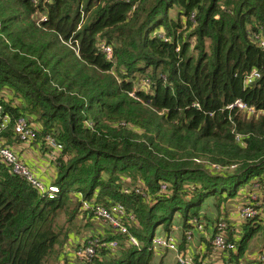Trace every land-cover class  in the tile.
I'll return each mask as SVG.
<instances>
[{
    "label": "trees",
    "instance_id": "16d2710c",
    "mask_svg": "<svg viewBox=\"0 0 264 264\" xmlns=\"http://www.w3.org/2000/svg\"><path fill=\"white\" fill-rule=\"evenodd\" d=\"M263 33L264 0H0V91L18 103L0 98L12 118L1 137L21 143L14 127L26 117L37 141L51 135L63 147L52 201L0 159V264H59L72 236L98 220L86 202L124 205L142 245L105 225L107 235L82 240L119 248L86 264H155L157 227L180 236L183 253L195 223L231 230L236 196L242 207L256 194L264 202ZM253 71L260 78L246 85ZM238 100L255 114L230 108ZM135 184L145 196L124 194ZM241 225L233 263L264 238V219ZM205 245L211 252L212 238Z\"/></svg>",
    "mask_w": 264,
    "mask_h": 264
},
{
    "label": "built area",
    "instance_id": "2783aa9c",
    "mask_svg": "<svg viewBox=\"0 0 264 264\" xmlns=\"http://www.w3.org/2000/svg\"><path fill=\"white\" fill-rule=\"evenodd\" d=\"M260 47H264V33L258 39ZM99 48L101 52L107 57L109 61L114 58V49L106 40H101L99 43ZM260 78L257 71H253L246 81V85H251L256 79ZM145 85L149 84L147 80L144 82ZM230 108H238L242 111L248 112L250 115L255 114V109L247 106L242 101H236ZM12 123L11 115L5 112L4 106L0 103V159L3 160L6 165H8L15 176L24 179L32 188L36 189L40 194L44 196L47 200L57 199L61 190L56 185H47L39 177L37 173L29 167L18 155V153L7 144L6 139L1 137L2 133L8 129ZM14 131L21 143H32L37 141V128L26 117H20L14 127ZM45 145L48 149H52L60 153L63 149L62 145L58 143L53 136L47 135L44 139ZM257 186V185H255ZM258 187V186H257ZM161 190L166 192L168 186L164 183L161 184ZM124 194L128 195L131 193L141 194L145 196V191L143 186H132L126 187L123 190ZM260 198L259 194L253 195L251 197V202H248L245 206L240 209L239 221L241 223H247L250 221H259L264 219V202ZM84 212H93L94 215L100 220L104 225L110 227L115 235H122L126 238L127 245L139 248L142 246L136 237L131 235L129 226L131 224H136V216L133 213H128L125 206L120 203H115L111 206L105 205H92L90 203H84ZM260 218V219H259ZM194 231L201 234L206 233L207 226L205 223H195ZM218 233L213 234L212 245L214 249L221 253H238V231L232 225L231 230L226 222L222 221L217 224ZM194 231H189L186 234V239L191 241L194 239ZM234 232L236 234V240L232 241L229 238V234ZM153 248L156 252L172 251L177 254L176 263L177 264H197L194 257L189 253H181L179 251V239L175 234L170 236H155L152 240ZM108 246L111 249H118L119 242L113 240L107 245L102 243L100 239L87 240L83 246L77 247V249L72 253L73 256L70 259L69 255L63 256L59 264H86L92 260L98 251L102 248ZM203 264H264V252L259 254V256L253 262H240L233 263L230 258L227 261L219 263H203Z\"/></svg>",
    "mask_w": 264,
    "mask_h": 264
},
{
    "label": "crops",
    "instance_id": "0c3cea01",
    "mask_svg": "<svg viewBox=\"0 0 264 264\" xmlns=\"http://www.w3.org/2000/svg\"><path fill=\"white\" fill-rule=\"evenodd\" d=\"M0 98H4L5 101L7 102L11 101V102H14V104H18L16 102V97H14L13 93L8 89L0 91ZM10 146L18 153L21 159L37 173V176L39 177V179H41L47 185H53V183L57 179V165L54 160L56 159L58 152L53 151L52 149H48V147L45 145L44 141L42 140L41 142L37 141V142H32V143H16ZM92 221H97V220L94 218L90 219V222L88 225L89 227L87 230H85L86 233L92 234L93 232L95 235H102V236L107 235V231L109 230L107 227H105L104 224H102L103 226L102 230H99L96 232L92 231L91 229ZM236 228L237 227H235V229ZM157 233L161 234L162 236L166 235L165 232L163 231L157 232ZM177 237L179 239V251L182 252L181 247L183 246L185 241H183V239H181L180 236L177 235ZM212 237H213V234L212 232L210 234V230L208 229V227L206 229V233L204 234L194 231V239H192L191 241H188L186 239L187 241V245H186L187 250H185L186 253H189L192 256L193 255L202 256L201 259L205 263H219V262L227 261V259L230 258L229 254L221 253L215 250L214 248H211L210 250L211 252L207 251L208 249H206L205 244L206 242L210 241ZM72 238L73 239L69 243H71L73 246L78 247L79 242H82V237H80L79 235L75 237L73 235ZM260 246L262 248L260 253H257V251H252V252L247 251V254L244 260L248 262L255 261V259L259 256V254L264 252V245L263 246L260 245ZM167 252H170V251L163 250L158 253V255L156 256V257H159L158 264L162 263L161 261H163L162 264H167L165 260V254ZM173 254L177 255L175 252H173ZM63 256H64V252H63ZM72 256L73 254L71 253V255H69V258H72Z\"/></svg>",
    "mask_w": 264,
    "mask_h": 264
},
{
    "label": "rangeland",
    "instance_id": "374dc122",
    "mask_svg": "<svg viewBox=\"0 0 264 264\" xmlns=\"http://www.w3.org/2000/svg\"><path fill=\"white\" fill-rule=\"evenodd\" d=\"M171 14H173V12H171ZM33 125L36 126V124H33ZM134 186H136V184ZM242 189H243V187L240 188V190H242ZM244 202H245L244 198L240 197L239 195H238V197L236 196L234 199L230 200V204L228 206V210H229V214H230L229 216L230 217H227V219H224V220H227L229 222V224L233 225L234 228L237 227L239 230H241V227H242V225H241L242 223L239 221V212H240V209H241L242 204ZM211 205H212V200H210L209 203H208V206H211ZM262 208H264V206ZM205 211H206V215L208 217H214L213 215L215 213V210L213 209V207H208V209H206ZM102 224L103 223L100 220L92 221V223H91L92 231L96 232V231L102 230L103 229ZM84 226H85V224L83 223V224L80 225V228L84 227ZM156 229H157L158 232L162 231V228H160V227H157ZM85 230H87V229L83 228L81 230L82 232L79 235L80 237H84V236H85V238L88 237V233H86ZM82 234H83V236H82ZM92 234H94V233L92 232ZM156 236H162V235L157 233ZM254 238H255L254 241L252 243H250L251 245L248 247L247 250L249 252L257 251V253H260L261 250H262L260 245H262V246L264 245V241H262L263 237L260 236V234H257V236H255ZM86 239H88V238H86ZM86 239L82 240L83 244L85 243ZM76 249H77V247H75L71 243H69L67 245L65 251H64V256L68 257V255H71V253H73ZM155 254L158 255V252H155ZM176 259H177V255H174L173 252H167L165 254V260H166L167 264L168 263L169 264H177L176 263ZM243 262H248V261L244 260ZM155 264H158V260L155 261Z\"/></svg>",
    "mask_w": 264,
    "mask_h": 264
}]
</instances>
